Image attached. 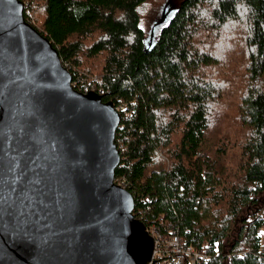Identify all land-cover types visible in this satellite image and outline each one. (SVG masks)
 <instances>
[{"label": "trees", "instance_id": "1", "mask_svg": "<svg viewBox=\"0 0 264 264\" xmlns=\"http://www.w3.org/2000/svg\"><path fill=\"white\" fill-rule=\"evenodd\" d=\"M23 1L72 81L120 113L113 177L133 215L204 264H264V0H177L153 37L145 0Z\"/></svg>", "mask_w": 264, "mask_h": 264}, {"label": "water", "instance_id": "2", "mask_svg": "<svg viewBox=\"0 0 264 264\" xmlns=\"http://www.w3.org/2000/svg\"><path fill=\"white\" fill-rule=\"evenodd\" d=\"M23 5L0 0V264H144L152 238L113 177L120 113L71 86Z\"/></svg>", "mask_w": 264, "mask_h": 264}, {"label": "built area", "instance_id": "3", "mask_svg": "<svg viewBox=\"0 0 264 264\" xmlns=\"http://www.w3.org/2000/svg\"><path fill=\"white\" fill-rule=\"evenodd\" d=\"M70 84L83 93L88 90L95 91L93 86L75 84L72 78ZM262 226L256 229V234L261 238L259 250L264 253V227ZM145 230L152 238V247L144 264H174L179 256L185 257L187 264H204L207 260L208 255L204 250H198L190 245L183 244L181 236L175 232L169 235L162 234L155 225L145 226Z\"/></svg>", "mask_w": 264, "mask_h": 264}, {"label": "rangeland", "instance_id": "4", "mask_svg": "<svg viewBox=\"0 0 264 264\" xmlns=\"http://www.w3.org/2000/svg\"><path fill=\"white\" fill-rule=\"evenodd\" d=\"M176 1L177 0H145L138 5L137 12L139 15V23L143 27L146 33V37L149 34H152L150 35V37H153V35L155 34L158 25L154 24V20L159 17L161 13L160 11L161 9H163V6L168 4L171 5V3L174 4ZM169 12L170 11H168L167 14ZM93 77L94 76H92L90 79H92ZM262 227H264V224Z\"/></svg>", "mask_w": 264, "mask_h": 264}, {"label": "snow or ice", "instance_id": "5", "mask_svg": "<svg viewBox=\"0 0 264 264\" xmlns=\"http://www.w3.org/2000/svg\"><path fill=\"white\" fill-rule=\"evenodd\" d=\"M35 168H37V169H41V168H43V164L40 162V163H37L36 165H35ZM34 183H36V184H39L40 183V179H39V177H37V179L34 181ZM23 195H24V199L26 200V201H28V205H27V207H29V208H31L32 207V204H31V197H29L26 193H23ZM21 205L23 206V201H21Z\"/></svg>", "mask_w": 264, "mask_h": 264}]
</instances>
